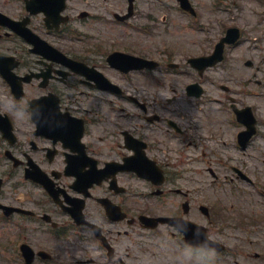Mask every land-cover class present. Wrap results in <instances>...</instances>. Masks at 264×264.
<instances>
[{"label": "flooded vegetation", "instance_id": "flooded-vegetation-1", "mask_svg": "<svg viewBox=\"0 0 264 264\" xmlns=\"http://www.w3.org/2000/svg\"><path fill=\"white\" fill-rule=\"evenodd\" d=\"M61 1L0 0V8L10 3L6 11L13 18L73 59L42 48L30 31L23 38L0 25V38L5 30L14 43H22L10 54L18 58L13 70L24 90H12L0 79L5 115L0 178L8 180L0 202L10 206H0V217L10 211L8 244L2 248L13 264H230L237 255L248 258L245 264L264 261V253L250 250L264 243V211L254 206L247 216L237 207L236 184L240 179L252 183L245 177L250 168L236 154L241 144L249 150L264 128L260 108L252 106L253 83L264 81L238 73L233 76L239 86H220V79L209 74L217 66L197 69L188 62L185 94L203 113L206 126L201 127L172 107L184 93L168 89L177 53L167 44L145 43L142 36L105 27L146 18L150 24L140 23L136 31L153 40L159 37L153 12H141L139 0H124V9L116 11L95 0H85L88 9H80L79 0H67L56 14ZM42 6L47 12L33 11ZM85 14L96 26L81 38L75 25L86 20ZM51 16L58 21L48 20ZM124 26L132 29L133 23ZM66 36L79 42L65 44ZM84 39L92 42L81 43ZM115 51L147 59L140 61L145 67H123L122 60L110 58ZM227 52L220 63L226 76L233 60ZM212 102L217 105L207 110ZM247 106L255 118L253 136L252 114L239 111ZM178 135H186L179 150ZM189 161L199 168H189ZM210 177L229 185L212 194ZM144 215L157 219L153 228L145 225ZM206 235L216 242L209 243Z\"/></svg>", "mask_w": 264, "mask_h": 264}, {"label": "rangeland", "instance_id": "rangeland-1", "mask_svg": "<svg viewBox=\"0 0 264 264\" xmlns=\"http://www.w3.org/2000/svg\"><path fill=\"white\" fill-rule=\"evenodd\" d=\"M109 8L112 11L116 10H123L125 7L124 0H95ZM193 4L195 5L198 15L196 18H192L193 16L189 15L188 13L183 12L179 9L176 0H139L138 9L143 12H153L154 16L156 17L155 22L157 28L155 30L156 35L159 37H154L146 39L143 35H140L136 31V25L143 23L144 25L150 24L146 18H135L132 23V31H128L125 26L122 25H109L105 24V27L110 28L115 33L122 32H129L132 36H142L143 41L145 43L153 42L154 44L158 45H165L171 44L173 48L178 52L174 57L175 61H182L184 55L188 54L189 52L192 54H199L202 50L208 51L213 46L216 38L221 35L224 31L223 25H227L229 23H239L241 21L245 22L244 25L246 30L245 34L239 43L238 46L232 48V52L234 56L237 51H240L242 54L241 63L245 58H252L256 64H262L264 66V0H192ZM80 8H86L89 4L85 2V0H79ZM10 3H7L3 6L4 10L10 11ZM166 16V17H165ZM166 20H162L164 18ZM86 19V18H85ZM110 20V19H108ZM96 26L94 22V18L86 19L81 21L78 24V28L82 31V33H87L92 30V27ZM130 26V24L128 25ZM176 29H173V28ZM247 32V33H246ZM259 33V34H258ZM130 34H127L130 36ZM148 35V34H146ZM66 36L67 40L64 42L65 44L70 43L75 46L76 39L73 36ZM81 37V36H80ZM204 37H207L206 40H203ZM82 38V37H81ZM0 47L2 51L6 53H10L9 46L16 47L14 42H10L8 39L3 40L0 38ZM73 40V42H72ZM82 40V39H81ZM92 42L91 39L81 41V43H89ZM205 43V48L203 45ZM162 47V46H161ZM12 48V52H13ZM232 55V54H231ZM246 56V57H245ZM239 63L241 66L242 64ZM244 70L249 72V68H247L244 64ZM242 66V67H243ZM220 69H214L213 71L209 70V74L212 77H218L220 80L225 75V69L223 65L219 66ZM217 70V71H216ZM254 70L252 72H255ZM258 73V72H257ZM264 73V72H263ZM260 73V74H263ZM173 77L170 79L169 90H181L183 91L184 80H186L187 75L182 74L179 70L176 73L172 74ZM259 75V74H258ZM177 78V79H176ZM141 84L143 83L146 87L150 86L151 83L146 81H139ZM221 82V81H219ZM169 81L167 82L168 86ZM186 83V82H185ZM224 83H227L225 80ZM130 91H132L130 84H129ZM258 92H264V86H255ZM146 90V88H145ZM221 91V87H220ZM256 100H260L257 98ZM174 106V109H180V114L185 115L189 114L192 115L194 122L203 127L204 122L202 120L203 113L200 111L199 108L192 107L183 93V95L179 94ZM264 103V100H262ZM212 105L214 103H209L206 105V109H212ZM216 106V105H214ZM264 104L261 105L260 111L264 113ZM184 123L183 125L186 126L185 121L182 120ZM206 126V125H205ZM178 141H176L178 150L183 148L184 141L186 139V135H178L176 137ZM255 143V144H254ZM253 146L249 149L250 155L253 154V159L248 155L244 157L242 153L240 155H236L238 159H244L245 162L248 164V167L251 169L253 173V179L256 182L261 183L264 186V128L260 131V133L255 137V142ZM190 150V149H189ZM262 152L260 153V151ZM222 151V150H221ZM214 157L213 153H209V159L212 162V158ZM187 160H184L186 163ZM190 164L192 169H198L199 164L197 165L195 162L187 163L190 168ZM185 165V164H183ZM185 168V166H184ZM256 184V183H255ZM222 185L220 182H216V184H210V193L214 194L217 189L220 188ZM259 186V184L257 185ZM251 190V189H250ZM252 196L249 195V198L245 201L242 200V204H246L244 207L253 209L252 207L256 206L259 208L260 211H263L262 206L260 205V196L258 194V189L256 187L252 188L251 191ZM9 229V225L6 222L0 221V236L1 240H4L5 233ZM233 238L229 239L232 240ZM228 240V241H229ZM255 250H259V244L254 246ZM241 260L244 259L248 261L247 257L242 255L238 256ZM251 261V260H250ZM0 264H13V261L9 259L8 255L0 252ZM249 264V263H248Z\"/></svg>", "mask_w": 264, "mask_h": 264}]
</instances>
